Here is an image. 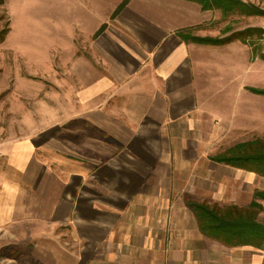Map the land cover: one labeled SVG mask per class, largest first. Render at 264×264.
I'll return each instance as SVG.
<instances>
[{
  "label": "crops",
  "instance_id": "1",
  "mask_svg": "<svg viewBox=\"0 0 264 264\" xmlns=\"http://www.w3.org/2000/svg\"><path fill=\"white\" fill-rule=\"evenodd\" d=\"M10 1H3L7 10ZM15 2H30L25 14L32 19H25L31 26L52 27L56 43H75L71 72L80 83L62 90L71 91L72 103L66 94H51L55 103L40 100L34 116L26 107L32 93L21 89L24 112L13 120L18 118L22 133L0 142V227L20 221L18 228L35 229L15 234H57L54 251H70V264H218L210 252L244 248L203 237L183 198L181 211L169 210L166 198L160 209L161 170L185 171L183 164L202 155H210L208 167L225 166L212 158L223 150L217 151L223 138L217 118L227 124L228 112L205 107L214 94L230 96L246 61L241 63L234 42L199 43L177 35L205 23L208 10L188 0H128L110 18L122 0ZM12 22L6 38L15 32ZM84 44L87 54L75 57ZM68 103L72 115L41 114ZM208 167L206 162L199 180H209ZM166 177V187L196 185L193 173L177 184ZM61 226L70 228V246L54 232ZM41 245V252L53 250Z\"/></svg>",
  "mask_w": 264,
  "mask_h": 264
},
{
  "label": "rangeland",
  "instance_id": "2",
  "mask_svg": "<svg viewBox=\"0 0 264 264\" xmlns=\"http://www.w3.org/2000/svg\"><path fill=\"white\" fill-rule=\"evenodd\" d=\"M241 1L245 4L242 7L244 12L235 8L231 10H208L206 13L208 19L205 23L187 30V38L193 41L196 38H204L210 40L209 43L215 40L223 43L234 42L233 44L236 45L234 48L240 52L241 63L246 61L245 65H243L244 63L240 65V80L238 83L234 82V86L230 89V96L227 97L226 93L223 95L214 94L208 97V105L205 107L206 110L212 109V112L215 113L217 108L220 111L228 112L227 124L221 123L222 120L217 118V123L222 128L219 133L223 134V138L219 139L217 143L219 146L217 151L223 149L220 153L237 142L264 136V0ZM31 9L30 2L25 7L19 6L15 0H11L8 4V10H13L11 14H13L12 21H15V32L7 38L5 35L3 41L0 42V142L10 137L20 136L19 133H22L18 118L13 120L14 116H20L24 112L21 89L26 90L28 87V93H32L30 94L31 100L26 96L28 98L26 107L34 116L40 114L42 109L38 108L40 100L50 103L51 94L61 97L66 94V101L72 103L74 99L68 100L71 91L69 93L65 91H67L68 86H79L80 83L78 76L71 72L73 61L76 60L73 58L72 52V44L75 47V43H72L71 39H69L71 43H56L52 27L44 29L31 26L26 19L32 18L25 14ZM116 9L110 18L119 12ZM249 9L253 12L247 13ZM8 10L5 4H0V31L7 28V33L14 28ZM104 27L105 25L102 29ZM68 30L71 31V28L69 27ZM25 31L31 35H26ZM68 36L71 37L70 32ZM76 45L78 48L82 46V44ZM84 46V51L83 49L78 51L74 49L75 57L78 54H87L85 52H88V44H84ZM10 48H15L16 51ZM225 49L226 47H223V53L228 56L229 51ZM65 55L68 57L66 58ZM231 57L233 56L231 55ZM13 86L16 87L14 98L16 106H14L12 97ZM64 89L65 91H62ZM51 102L55 103L54 100ZM220 102L225 103L216 105ZM70 103L67 106L56 107V104L49 106L44 108V113L41 114L53 116L50 113L53 110L59 117L67 113L72 115L74 107L69 106ZM246 103L248 106L244 105ZM24 125L29 124L24 123ZM85 144L86 141L81 139L79 148L83 153L87 152ZM209 157L210 155H202L197 158L196 162H186L183 164V166L188 167L185 171L179 170V168L170 172L161 170L160 175L163 177H161L162 183L160 185L162 200L160 209L162 211L167 205L163 203L165 198L170 200L168 202L169 210L177 209L180 202L178 199L181 198L196 201L204 200L218 205L236 204L243 206L252 199V193L255 189H264L262 176L230 165L222 167L210 162L212 168L208 167L210 166L208 165ZM206 162L209 169L207 171L209 180H199L198 176L200 171L204 170ZM189 169L191 171H188ZM191 173L195 174L192 181L196 185L192 187L183 185L166 187V175L169 174L170 181H175L177 184L181 183L180 177H187ZM176 198L177 200H175ZM260 202L264 208V201ZM259 220L264 222V210L259 214ZM176 222L179 220L177 219ZM17 224L19 225L21 222L12 221L5 227H0V264H70V251H64V253L54 251L57 238L55 235L57 234L44 235L40 238H32L22 233L15 234V231L17 233L18 230L35 229L24 226L18 228ZM54 232H57L60 240L66 243L65 246H70V228L67 231L66 226H61L59 229L55 228ZM39 244L53 250L41 252L40 249L36 248ZM238 250L240 251L229 252L224 248V254L210 252L208 258L211 262L216 258L218 264H264L263 250L253 247H244Z\"/></svg>",
  "mask_w": 264,
  "mask_h": 264
},
{
  "label": "trees",
  "instance_id": "3",
  "mask_svg": "<svg viewBox=\"0 0 264 264\" xmlns=\"http://www.w3.org/2000/svg\"><path fill=\"white\" fill-rule=\"evenodd\" d=\"M3 1L0 0V4H3ZM127 1L122 0L116 10H119ZM188 1L197 3L201 9L205 10H231L235 8L244 12L242 7L245 5L241 0ZM251 12L253 11L249 9L247 13ZM103 26L97 31V34ZM187 30L177 31V35L187 38ZM6 33L7 28L0 31V42L3 41ZM195 41L199 43L210 42L204 38H196ZM211 43L223 42L215 40ZM259 91L262 92V90ZM212 160L247 172H253L264 178V136L237 142L215 155ZM260 201H264V189H255L252 193V199L243 206L236 204L218 205L209 201L192 199H186L185 205L192 212L197 229L203 237L228 248L253 247L264 251V222L259 220V214L264 208Z\"/></svg>",
  "mask_w": 264,
  "mask_h": 264
}]
</instances>
